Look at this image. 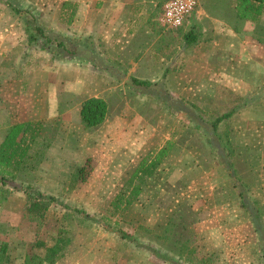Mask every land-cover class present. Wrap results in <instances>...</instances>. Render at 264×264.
Wrapping results in <instances>:
<instances>
[{
	"label": "rangeland",
	"instance_id": "obj_1",
	"mask_svg": "<svg viewBox=\"0 0 264 264\" xmlns=\"http://www.w3.org/2000/svg\"><path fill=\"white\" fill-rule=\"evenodd\" d=\"M166 1L0 0V139L7 117L33 129L0 210L8 264L41 258L30 245L52 246L63 229L71 244L57 264H264V16L246 39H221L214 19H234L233 0H198L176 29L159 22ZM32 22L47 44L28 43ZM193 29L201 41L188 46ZM91 97L109 104L95 131L80 118ZM167 144L140 198L114 213L140 162ZM29 193L56 199L39 233L19 230Z\"/></svg>",
	"mask_w": 264,
	"mask_h": 264
},
{
	"label": "trees",
	"instance_id": "obj_2",
	"mask_svg": "<svg viewBox=\"0 0 264 264\" xmlns=\"http://www.w3.org/2000/svg\"><path fill=\"white\" fill-rule=\"evenodd\" d=\"M169 1L167 0L165 4ZM65 8L67 9L65 10ZM231 11L235 13L234 19L221 18L225 19L238 33L251 32L252 29L249 26H256L264 15V0H233ZM63 12H68V19L72 22L76 15V10H71V5L65 4L62 8ZM32 26H34V22H32ZM27 36L28 43L32 45L40 43V37L46 39V44L50 41V38L45 36L38 25L34 26V28L32 27V32ZM200 41L201 33L194 32V29L185 36V42L188 46L197 44ZM137 83L139 85L148 84L143 81H137ZM234 113L230 112L218 118L214 122L213 127L217 130L218 124L229 119ZM108 114L109 104L107 101L99 97H91L83 101L80 118L88 131H95L106 122ZM5 130L7 135L0 144V210L5 207L12 194L9 184L19 179L20 173L29 165V160L32 158L30 154L32 140H27L28 135H31L29 137L32 139V124L18 123L7 126ZM171 150L172 144H167L162 149L149 154L140 162L124 188L111 203L114 213L124 214L131 208L142 195L148 180L153 177ZM90 163L91 160H87L86 164L77 170L76 176L81 181L86 180ZM30 194L28 195L26 214L22 217L19 230L29 227L32 232L39 233L43 227L46 214L53 203L56 202V199L54 197H45L41 193L32 196ZM253 215L257 219V213L253 211ZM70 244L71 238L67 236V232L64 229L59 232L58 238L52 246H47L44 241L37 240L30 245L31 251L34 249H45V254L39 259L36 255H33L30 260L32 263L29 264H57L67 254ZM8 262L9 244L0 240V264H8Z\"/></svg>",
	"mask_w": 264,
	"mask_h": 264
},
{
	"label": "crops",
	"instance_id": "obj_3",
	"mask_svg": "<svg viewBox=\"0 0 264 264\" xmlns=\"http://www.w3.org/2000/svg\"><path fill=\"white\" fill-rule=\"evenodd\" d=\"M214 28L216 30L217 37L218 38H221V39L224 37V35H234V36H238V37L239 36H243L244 39L247 38V35L248 36L251 35V32L238 33L236 30H234L232 28L231 25H229L226 21H224L222 19H214ZM251 38H253V39H251V41H253L252 46H255L256 47L257 44L260 42V40L258 39V37L257 38L251 37ZM248 43L250 44V40L248 41ZM239 52H242V53L245 52V54H242L241 56L240 55H234L233 57H234L235 60H239V61L242 62L243 59H246V58L250 59V57H249L250 52H249V49H247V46H242V48L240 47V51ZM256 53L257 52L252 53V54L256 55ZM254 55H251L252 56V60L255 61V62H257L255 60ZM235 66L237 67V65H235ZM6 72L7 73H10L8 70ZM8 79L9 78L1 79V81H0V87L1 88H3V89L5 87L7 88V86L10 85L8 83V81H9ZM4 123H6L5 124V127L7 128V126H9V125H14V124H18V123H24V122H22L20 120H16V117L11 116V117L4 118ZM6 135H7V132L4 129V134L2 135V139H0V144L4 141Z\"/></svg>",
	"mask_w": 264,
	"mask_h": 264
},
{
	"label": "built area",
	"instance_id": "obj_4",
	"mask_svg": "<svg viewBox=\"0 0 264 264\" xmlns=\"http://www.w3.org/2000/svg\"><path fill=\"white\" fill-rule=\"evenodd\" d=\"M198 5V0H170L163 8L160 24L168 29H176L185 23Z\"/></svg>",
	"mask_w": 264,
	"mask_h": 264
}]
</instances>
